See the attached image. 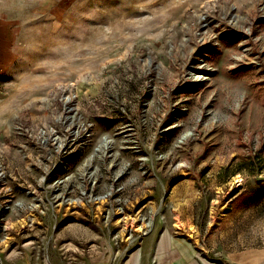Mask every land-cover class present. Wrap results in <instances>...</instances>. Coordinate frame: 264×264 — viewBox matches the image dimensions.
I'll return each mask as SVG.
<instances>
[{
	"label": "rangeland",
	"instance_id": "374dc122",
	"mask_svg": "<svg viewBox=\"0 0 264 264\" xmlns=\"http://www.w3.org/2000/svg\"><path fill=\"white\" fill-rule=\"evenodd\" d=\"M0 2V264L264 247V0Z\"/></svg>",
	"mask_w": 264,
	"mask_h": 264
},
{
	"label": "crops",
	"instance_id": "0c3cea01",
	"mask_svg": "<svg viewBox=\"0 0 264 264\" xmlns=\"http://www.w3.org/2000/svg\"><path fill=\"white\" fill-rule=\"evenodd\" d=\"M0 6H1V2H0ZM4 11H1L0 10V36H1V27L4 26V23H2L1 21V18H4L5 16H3ZM78 159H75V158H72L71 159V165H76L78 162H77ZM10 169L12 170L11 171V178H10V181H11V192L13 194V196L15 195L16 196V199L19 198V191L21 189H23L24 187H26L25 185H23V181L25 182L26 180H17L15 174H14V170H22V166H18V167H14L13 165H11ZM16 172V171H15ZM9 181V183H10ZM74 181V180H72ZM68 183L72 184V187H77L74 185V183L71 181H68ZM28 184V183H27ZM66 184V183H65ZM64 184V185H65ZM14 196V197H15ZM145 204V203H144ZM142 204V205H144ZM63 207V208H62ZM62 207H58V210H61L62 209V213L60 214L61 215V219L65 220L66 218H69V221L67 222H63V226H67V225H70V223L72 221H70V219H76L77 218V215L76 213H82V217L86 218V216H90L91 217V214H92V211L90 209H88L89 207H87L86 205H80L79 203L78 204H68L66 205L65 203L62 205ZM80 217V218H82ZM61 220V221H62ZM17 227V226H16ZM164 248V247H163ZM161 248V249H157L156 252H169L170 250V246L169 248L166 246L164 249ZM168 248V249H166ZM228 262L230 264H264V247H259V248H251V249H248V250H244V251H234L232 253H230L229 255V259H228ZM84 264H92L91 262H87V263H84ZM93 264H97V263H93ZM123 264H176V262H174L173 260H170L169 259H162L161 261L160 260H150V259H138L135 263L134 262H131V261H126L124 262Z\"/></svg>",
	"mask_w": 264,
	"mask_h": 264
},
{
	"label": "built area",
	"instance_id": "2783aa9c",
	"mask_svg": "<svg viewBox=\"0 0 264 264\" xmlns=\"http://www.w3.org/2000/svg\"><path fill=\"white\" fill-rule=\"evenodd\" d=\"M0 151H1V145H0ZM7 180V174L5 172V166L3 164L1 155H0V183L1 185L4 184ZM11 203H16L12 197L5 199V201L0 204V214H4L6 211H8L11 207ZM18 204V203H16Z\"/></svg>",
	"mask_w": 264,
	"mask_h": 264
}]
</instances>
